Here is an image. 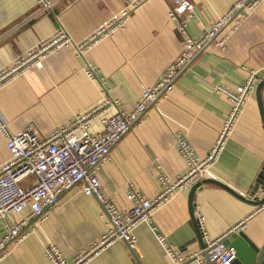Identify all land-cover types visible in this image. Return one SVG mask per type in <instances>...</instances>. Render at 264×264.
<instances>
[{
	"label": "crops",
	"instance_id": "1",
	"mask_svg": "<svg viewBox=\"0 0 264 264\" xmlns=\"http://www.w3.org/2000/svg\"><path fill=\"white\" fill-rule=\"evenodd\" d=\"M190 1L193 11L180 19L186 22L188 35L197 39L237 0ZM171 7L170 0H55L50 9L42 10L36 0H0V70L60 27L74 43H80L123 10L129 11L124 28L102 36L82 54L69 46L2 81L0 116L7 128L17 132L31 125L45 136L102 98L118 99L124 108L132 109L142 89L153 86L183 48V37L169 15ZM228 30L222 29L217 38ZM87 64L94 67L93 79L83 72ZM262 68L264 1L229 35L224 48L206 46L176 79L170 95L150 107L111 148L97 172L105 195L121 210L132 205L127 198L129 184L145 198L155 199L161 192L157 173L176 179L187 172L186 160L176 145L178 139L186 140L200 159L215 146L232 107L229 98L215 87L234 91L245 84L251 72ZM259 82L209 166L206 179L228 189L211 182L202 184L192 202V187L173 192L151 220L136 227L133 249L116 241L80 264H173L161 237L176 249L204 257L195 225L198 216L203 217L200 230L208 239L242 231L257 247L264 244V204L255 205L246 197L264 168V122L255 93ZM260 97L264 111V85ZM90 129L99 130V121ZM8 157L7 140L0 133V166ZM263 194L259 191L257 196ZM27 215L28 211L8 214L6 221L14 225ZM107 228L97 199L72 187L47 219H30L26 236L7 248L0 264H54L45 253L49 244L72 262ZM2 230L0 219V234Z\"/></svg>",
	"mask_w": 264,
	"mask_h": 264
},
{
	"label": "built area",
	"instance_id": "2",
	"mask_svg": "<svg viewBox=\"0 0 264 264\" xmlns=\"http://www.w3.org/2000/svg\"><path fill=\"white\" fill-rule=\"evenodd\" d=\"M172 7L170 18L183 37V48L176 59L171 62L156 83L144 87L132 109H126L118 99L102 98L84 112L75 113L66 123L57 126L49 134L42 136L31 125L17 132H11L0 116V133L7 140L8 159L0 166V219L3 230L0 234V260L7 253V248L18 243L26 236L25 229L31 218L45 220L56 209L63 193L77 187L83 194L93 196L100 203L102 216L107 221V230L90 248L68 262L60 251L49 244L45 253L54 264H80L85 258L96 254L104 247L116 241H123L133 249L137 237L136 227L144 221L151 220L153 212L175 191L194 186L209 176V166L215 161L219 150L232 133L234 124L240 114L247 96L253 91L257 80L264 77V68L251 72L245 84L232 91L216 86L217 92L226 95L232 103L231 110L218 135L215 146L208 155L200 159L193 148L184 139L176 141L177 148L187 163V172L176 179L157 173L155 178L161 186V192L155 199L145 198L132 184H129L127 198L132 205L121 210L102 190L98 178V169L109 158V152L122 137L145 116L146 111L157 106L160 100L167 98L174 89L176 79L193 60L210 44L224 48L225 41L240 25L241 21L254 11L264 0H237L230 9L200 38L190 37L186 22L181 16L193 11L190 0H170ZM42 10L50 9L55 0H36ZM134 3L133 5L139 3ZM128 9L123 10L106 26L97 30L88 39L74 43L67 31L60 27L25 54L14 59L10 66L0 70V83L10 76L25 69L39 65L50 54H55L69 46H74L77 54L102 36L112 35L117 29L124 28L128 18ZM228 27V33L217 38L219 32ZM83 72L90 79L96 77L94 67L87 64ZM114 108L115 110H112ZM99 121L100 129L92 131L91 124ZM30 178V180H27ZM28 211V215L14 225L6 221L8 214ZM203 217L198 216L202 228ZM205 237L208 260L211 264H231L235 259V250L223 243V237L208 239ZM173 264H208L205 257L187 254L185 250L176 249L163 237L160 238ZM203 250L201 251V253ZM261 264H264V256Z\"/></svg>",
	"mask_w": 264,
	"mask_h": 264
},
{
	"label": "water",
	"instance_id": "3",
	"mask_svg": "<svg viewBox=\"0 0 264 264\" xmlns=\"http://www.w3.org/2000/svg\"><path fill=\"white\" fill-rule=\"evenodd\" d=\"M263 85H264V77H261L260 82L258 83L256 87L255 93H256L257 100H258V106H259L261 118H262V121L264 122V111H263V106H262L261 97H260V90ZM208 182L216 183L226 188V186L214 180L204 178L203 180H201L200 182L192 186L190 190V196H189V199L191 202H192L193 194L196 191V189H198L202 184H205ZM259 191H263L264 193V168L258 175V178L256 179V183L253 186L252 190L246 196L247 199H252L255 205L260 206L264 204V194L262 197H258L257 193ZM191 211L193 212L192 208H191ZM195 225L197 227L196 230H197L198 238L200 240V244L203 250L202 253L205 259L208 261V264H211L208 260L207 251L204 250L206 247V244H205V240L200 230V225L197 222V219H196ZM223 243L229 247L234 248L235 250V259L232 261L231 264H261L263 256H264V244L261 247H257L242 231H232V232L227 233L223 238Z\"/></svg>",
	"mask_w": 264,
	"mask_h": 264
}]
</instances>
